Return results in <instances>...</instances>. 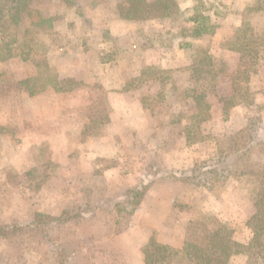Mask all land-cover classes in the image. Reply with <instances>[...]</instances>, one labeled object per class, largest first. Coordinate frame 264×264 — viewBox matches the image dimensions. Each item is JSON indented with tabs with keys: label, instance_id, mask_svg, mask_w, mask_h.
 I'll list each match as a JSON object with an SVG mask.
<instances>
[{
	"label": "rangeland",
	"instance_id": "374dc122",
	"mask_svg": "<svg viewBox=\"0 0 264 264\" xmlns=\"http://www.w3.org/2000/svg\"><path fill=\"white\" fill-rule=\"evenodd\" d=\"M12 1L0 0V10ZM256 1L164 0L175 9L173 14L163 19L126 20L133 35L122 41L123 47L120 39L113 40L103 29L99 8L112 12V18L117 12L121 18L119 9L126 0H38L29 5L32 11L22 14L15 29L20 38L27 31L33 33L39 60H48L49 48L64 41L65 46L74 42L71 49L81 45L85 58L91 57L90 45L98 41L110 40L115 49H122L146 37L169 56L185 55L193 62L207 49L217 64H226L227 74L215 81L196 82L190 75L193 63L186 68L144 69L127 83L133 93L126 101L132 113L136 111L137 116V108L142 107L145 116L140 124L124 130L116 125L109 133L106 126L112 123L113 106H127L125 101L112 100L100 82H68L69 92L85 90L82 99L69 97L74 93L63 99L59 123L66 129L60 131L65 147L55 153L51 145L23 146L27 132L9 123H16V117L29 123L23 98L35 85L3 72L0 110L16 108L12 121L9 110V129L0 130L4 145L0 143V226L24 227L0 235V264H145L142 250L151 238L174 249H182L189 240L206 245L217 221L226 223L237 241H250L253 233L248 222L256 213L254 203L264 173V61L252 77L254 101L231 107L225 99L233 94L232 78L240 63V54L229 50L236 30L246 19L258 37L264 33V11L244 13ZM202 4L207 24L214 30L193 38L190 18ZM187 43L191 45L181 54L178 46ZM112 55L118 52H109L108 57ZM127 57L136 59L132 53ZM10 59L21 60L0 54L1 64ZM21 61L28 74L31 69L37 74L31 80H37L35 65ZM14 70L21 71V67ZM191 90L206 95L208 113L194 98H185ZM75 101L80 102L79 108L73 105ZM55 113L50 109L40 115L53 117ZM109 134L114 136L95 149V139ZM56 155L70 159L63 165L53 163ZM144 186L141 199L132 194ZM209 197L223 203L206 208ZM39 214L62 217L63 222L42 219L35 227ZM230 264H249V260L238 255Z\"/></svg>",
	"mask_w": 264,
	"mask_h": 264
},
{
	"label": "trees",
	"instance_id": "16d2710c",
	"mask_svg": "<svg viewBox=\"0 0 264 264\" xmlns=\"http://www.w3.org/2000/svg\"><path fill=\"white\" fill-rule=\"evenodd\" d=\"M38 0H13L10 6L0 10V54L9 58H20L25 62H32L39 70V78L42 80H30L35 85L31 93L44 91L52 87L56 91H68V81L60 79L56 70L51 67L47 60L37 59L39 52L38 43L33 33L27 31L20 38L19 31L15 26L20 21L25 11L31 12L29 5ZM203 4L195 9L190 18L194 24L191 35L199 38L212 34L214 27L208 26L209 17L202 11ZM175 9L167 6L164 0H126L120 7V17L124 20H150L168 18ZM264 11V0H257L253 8L247 7L244 13ZM229 50L240 54V63L232 78L233 94L225 99L231 107L247 104L254 101L251 92L253 75L259 73V68L264 61V33L258 37L251 24L246 21L238 27L235 40ZM220 66V67H218ZM191 80L196 82L215 81L220 75L227 74L225 63L217 64L215 58L207 49H202L201 54L194 59L190 67ZM41 83L39 84V82ZM23 84L25 82H22ZM194 98L199 107L204 106L207 113L210 106L206 102L205 94H198L195 90L187 92L185 98ZM200 114L196 115L198 117ZM261 189L255 198L256 213L249 220L248 226L252 229V237L247 244L237 241L233 236V230L226 224L217 221V225L209 231L206 245L197 241L189 240L182 249H174L169 245L162 244L151 238L143 248L145 264H230V261L238 255L248 257L249 264H264V173L260 177ZM145 186L136 188L132 194L140 199L145 194ZM138 200V204H139ZM136 203V204H137ZM42 219L52 222H63V218L39 214L33 226L38 227ZM24 226L3 225L0 226V235L6 236L9 229H20ZM26 227V226H25Z\"/></svg>",
	"mask_w": 264,
	"mask_h": 264
},
{
	"label": "crops",
	"instance_id": "0c3cea01",
	"mask_svg": "<svg viewBox=\"0 0 264 264\" xmlns=\"http://www.w3.org/2000/svg\"><path fill=\"white\" fill-rule=\"evenodd\" d=\"M101 8L102 6H100L99 8L100 18L105 21L103 29L108 30L107 33L113 40L117 38L120 39V47H123L122 41L129 38L130 35H133V33H131L130 31L131 29H128V27H131V23L119 18V16L116 15L117 12L113 13L112 18V12H110L108 9H105L106 12H103L104 10H102ZM94 16L95 14H93L92 17ZM96 17H98V14L96 15ZM148 23L150 22H147V24ZM65 32L66 31H64V33ZM95 32L99 33L100 29H96ZM190 41V43H193V40ZM150 42L149 39L143 37L139 38V42H133V44L130 46L127 44L129 46L128 48L115 49L110 40L98 41L95 44L90 45L89 52L91 54V57L84 58L86 53H81V50L83 49L81 45L77 47L74 44L75 49H71L73 48L70 47L71 42H67L68 45L65 46L64 41L62 43L64 45L60 44L57 45V47L56 45H54V48H49V56L47 61L51 67L57 68L62 79L67 80L70 83L72 81H78L79 83L81 82L87 85L100 82V85H103L106 91H108V96L112 100L119 99L125 101V105L127 106L123 107L122 105H120V107L118 108L116 106H113L114 111L112 110L111 113L112 123H109L106 126L107 133H109L114 132V129H116V125H118L117 128L122 126L121 128L124 130V128L130 127L135 123L140 124L141 120L145 116L142 107L139 109L137 108V116L134 114L136 113V111L132 113V109H130L129 107V101H126V99H129V97H131V94L133 93L127 87V83H129L133 77L141 75V71L147 68L161 70L181 67L186 68L190 67L193 63L191 57L188 58L185 55L174 57L169 56L167 53H165V49H161L159 48V46L155 45V43ZM190 45L191 44L189 43L180 44L178 46L179 52L181 54L182 52L184 53V50H186V48ZM114 50L118 52V55L113 56V54L111 58L108 57L109 52L113 53ZM68 51H71V54H67ZM119 53L123 54V56H119ZM128 53L135 54L136 59H134L135 57H133L132 59L128 58ZM121 57L124 58L125 61H120L119 59H121ZM24 64V62L17 59H10L8 61H5L0 65V77L3 72H6L16 80L25 83L29 82L32 78L36 77L37 74H34L32 69L28 74L25 69H22ZM15 67H21V71L17 72L16 70H14ZM118 67H120V69H118ZM105 83H107L108 85H105ZM111 84H113V86ZM84 90L85 89L81 87L73 92L72 90L71 92H69V90L68 92L56 91L55 89H47L38 93H31V91H28L27 96L25 95L23 98V103L24 109L29 113V123L24 124L23 119L19 118L18 121L17 117L16 123H9V117L11 116L10 121H12V116L14 115L13 111L16 106L13 108L10 107V109L12 110L10 116V109L8 110V112L0 110V130L7 131L10 127L8 123L10 125H14L13 127H15V125L16 127H18L19 125V130L24 129L27 132L25 137L23 138V146L26 145V147H31L35 145H51L52 149L56 153L58 151L57 148L60 147L61 149H63L65 147V138L61 139L62 135L60 131L63 132L66 129L64 128V126H62V124L60 127L59 123L60 115L63 111V106L65 105L63 99L68 97L66 96V94L69 93H74L73 96L69 97L78 96L79 99H82ZM73 105H76L77 108H79L80 102L75 101ZM50 109L56 112L55 115L53 117H44L43 115H47L46 112H50ZM40 113H42L43 115L41 116ZM55 123H57L56 128L53 127V124ZM54 131L55 133H53ZM112 136L114 135L109 134V138L106 137L95 139L94 148L97 149L99 146H101V143L107 144L106 142H108L110 140V137L112 138ZM2 140L3 139L0 135V143H2ZM87 143L89 142L87 141ZM2 147L4 148L3 143ZM111 149H113V147H111L110 149H106L105 152L107 153L108 151H111ZM69 159L70 158L65 157H61L59 159L56 155V157H53L51 161L53 163L63 165L68 162ZM33 167H35V165L33 166L32 164L31 168ZM15 173H17V171H15ZM109 173L112 172H108L106 173V175H108ZM222 203L223 202H219V200L215 198L209 197L204 205H207V207L205 206L206 208H210L209 206L214 207V204L220 206V204ZM204 211L206 212V210Z\"/></svg>",
	"mask_w": 264,
	"mask_h": 264
}]
</instances>
